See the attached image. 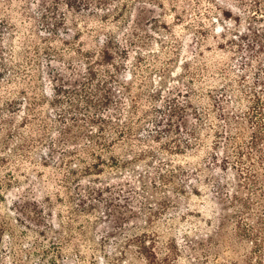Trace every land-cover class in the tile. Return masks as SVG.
Masks as SVG:
<instances>
[{
	"label": "rangeland",
	"instance_id": "1",
	"mask_svg": "<svg viewBox=\"0 0 264 264\" xmlns=\"http://www.w3.org/2000/svg\"><path fill=\"white\" fill-rule=\"evenodd\" d=\"M236 1L0 0V264H146L129 240L143 233L172 264H247L232 166L264 98V11ZM64 84L80 95L58 105ZM74 119L113 145L103 172L79 159H96L88 139L54 144Z\"/></svg>",
	"mask_w": 264,
	"mask_h": 264
},
{
	"label": "trees",
	"instance_id": "2",
	"mask_svg": "<svg viewBox=\"0 0 264 264\" xmlns=\"http://www.w3.org/2000/svg\"><path fill=\"white\" fill-rule=\"evenodd\" d=\"M87 6L94 5L97 9H104L109 3L110 0H81ZM67 5L70 6V3L67 2ZM235 6L243 11L251 12L253 11L254 18L255 13L264 11V0H253V2L248 5L245 0H237L235 2ZM89 9V8H88ZM228 19H232L230 14H226ZM237 20V19H236ZM260 36L257 35V39ZM258 42V40H256ZM111 56V53H108ZM111 61V60H110ZM90 78H96L97 73L93 66H90ZM63 81L65 80V76L63 74L60 75ZM57 97V103L60 105L63 100L61 97L63 95H67L71 98V101L74 102L76 95L79 94V90L77 88H71L70 86L64 84L61 86H55ZM254 98L252 100L251 112L248 113L249 121H252L253 131L251 136V141L248 142L244 146H239L236 151V155L238 157V161L234 163L232 166L234 167L235 177L238 181V190L234 192L232 196V200L230 202L232 208L235 210L237 216L236 218L242 219L238 221V235L242 239L249 240L254 244V250L251 251L250 255L247 258V264H264V215L259 216V221L256 225H249L248 223L243 221V218L247 216L255 205L254 196L260 194L264 191V172L260 173L257 168V164L254 161L253 155L255 152H258L260 155L264 154L262 144L264 143V98H262L259 94H253ZM109 97H105V100H108ZM88 105L91 107V102H88ZM73 106V104H72ZM2 115V114H1ZM6 123V122H5ZM77 119H74L73 125L67 126L60 131L61 137L57 140L56 143L58 145L74 144L75 147L81 145V140L88 139V142H83L82 145H86V151L88 154L95 156V161L87 162L86 158L80 157V161L86 162L85 168L87 171H95V173L103 172V163H106L104 158L102 157V151L105 149H110L113 145L108 142L106 136H104V132L102 136L95 137L94 135H86L85 134H77L74 127L78 126ZM104 127V126H103ZM104 130V129H103ZM102 130V131H103ZM105 131V130H104ZM191 137L196 141V143L200 144L204 141L203 138L199 136L198 128L195 127L192 129L190 133ZM94 144H98V146H94ZM53 150V149H52ZM247 150V151H245ZM53 155H55L56 151H52ZM62 158L65 159L67 157V161H64V165L71 164L74 162L77 154L69 150V148H65L64 152L61 154ZM60 157V156H59ZM228 157L224 159V170H229L232 167L230 166V161H228ZM249 160L246 162L245 160ZM263 161V157L261 158ZM5 162V159H1ZM115 164H119V160L116 158L113 159ZM259 163V162H258ZM237 165V166H236ZM138 221V220H136ZM149 236L146 233L137 234L135 237L129 239L133 244H136L138 247V252L141 255L142 259L145 260L146 264H172L170 263L169 257L160 258L155 251L152 243L149 242Z\"/></svg>",
	"mask_w": 264,
	"mask_h": 264
}]
</instances>
